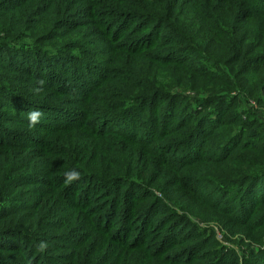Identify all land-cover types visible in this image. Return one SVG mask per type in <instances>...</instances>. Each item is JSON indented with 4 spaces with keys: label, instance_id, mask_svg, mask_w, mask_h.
Masks as SVG:
<instances>
[{
    "label": "trees",
    "instance_id": "trees-1",
    "mask_svg": "<svg viewBox=\"0 0 264 264\" xmlns=\"http://www.w3.org/2000/svg\"><path fill=\"white\" fill-rule=\"evenodd\" d=\"M0 264H264V0H0Z\"/></svg>",
    "mask_w": 264,
    "mask_h": 264
},
{
    "label": "rangeland",
    "instance_id": "rangeland-1",
    "mask_svg": "<svg viewBox=\"0 0 264 264\" xmlns=\"http://www.w3.org/2000/svg\"><path fill=\"white\" fill-rule=\"evenodd\" d=\"M195 222H200V224L203 227H209L214 230L216 239L218 242L224 246H228L234 249H237V247L230 241V236L229 234L224 230V228L218 224V223H203L197 219L194 220Z\"/></svg>",
    "mask_w": 264,
    "mask_h": 264
},
{
    "label": "clouds",
    "instance_id": "clouds-1",
    "mask_svg": "<svg viewBox=\"0 0 264 264\" xmlns=\"http://www.w3.org/2000/svg\"><path fill=\"white\" fill-rule=\"evenodd\" d=\"M37 115H39V113H36V112H33V113H30L29 115V119L32 123H35L36 122V117ZM68 179L69 180H72V179H75V178H78L80 173L79 171L77 170H71L69 173L66 174Z\"/></svg>",
    "mask_w": 264,
    "mask_h": 264
},
{
    "label": "built area",
    "instance_id": "built-area-1",
    "mask_svg": "<svg viewBox=\"0 0 264 264\" xmlns=\"http://www.w3.org/2000/svg\"><path fill=\"white\" fill-rule=\"evenodd\" d=\"M252 106H254L255 108H257L256 104L255 103H252Z\"/></svg>",
    "mask_w": 264,
    "mask_h": 264
}]
</instances>
